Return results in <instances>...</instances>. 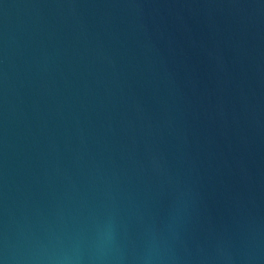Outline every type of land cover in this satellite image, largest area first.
I'll return each mask as SVG.
<instances>
[{
  "label": "water",
  "instance_id": "obj_1",
  "mask_svg": "<svg viewBox=\"0 0 264 264\" xmlns=\"http://www.w3.org/2000/svg\"><path fill=\"white\" fill-rule=\"evenodd\" d=\"M0 264H264V0H0Z\"/></svg>",
  "mask_w": 264,
  "mask_h": 264
}]
</instances>
